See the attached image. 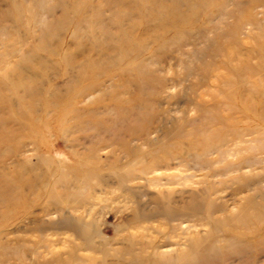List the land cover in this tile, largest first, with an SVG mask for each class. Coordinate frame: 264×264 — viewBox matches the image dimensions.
<instances>
[{
    "label": "rangeland",
    "instance_id": "obj_1",
    "mask_svg": "<svg viewBox=\"0 0 264 264\" xmlns=\"http://www.w3.org/2000/svg\"><path fill=\"white\" fill-rule=\"evenodd\" d=\"M0 264H264V0H0Z\"/></svg>",
    "mask_w": 264,
    "mask_h": 264
},
{
    "label": "bare ground",
    "instance_id": "obj_2",
    "mask_svg": "<svg viewBox=\"0 0 264 264\" xmlns=\"http://www.w3.org/2000/svg\"><path fill=\"white\" fill-rule=\"evenodd\" d=\"M20 61V60H19ZM45 176V175H44ZM50 178V177H49ZM86 183V182H85ZM85 183H83V184H85ZM50 210V209H49ZM84 228V227H83Z\"/></svg>",
    "mask_w": 264,
    "mask_h": 264
}]
</instances>
